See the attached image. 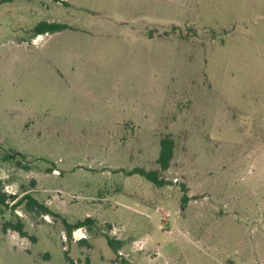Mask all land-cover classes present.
Segmentation results:
<instances>
[{
    "label": "rangeland",
    "instance_id": "374dc122",
    "mask_svg": "<svg viewBox=\"0 0 264 264\" xmlns=\"http://www.w3.org/2000/svg\"><path fill=\"white\" fill-rule=\"evenodd\" d=\"M0 147V264H264V0H0Z\"/></svg>",
    "mask_w": 264,
    "mask_h": 264
},
{
    "label": "trees",
    "instance_id": "16d2710c",
    "mask_svg": "<svg viewBox=\"0 0 264 264\" xmlns=\"http://www.w3.org/2000/svg\"><path fill=\"white\" fill-rule=\"evenodd\" d=\"M65 28H66L65 25H61L57 23H48V22L40 23L35 29L36 37L43 35L45 33H48V32H52V33L57 32ZM174 146H175V142L170 135L165 136L164 138L160 140V151H159V156L157 159V164L159 165L162 171H166L169 168V165L172 161ZM1 153H2V148L0 147V155ZM134 173L141 174L147 180H149L150 182H152L153 184L157 186L166 185V183L162 179H160L157 171H146L144 169H136ZM30 201L32 205L38 206L41 210L48 212V213L50 212L49 209H47L44 205L37 203L35 200L30 199ZM6 202H7V195L3 191L2 182H0V205L8 206ZM78 227L79 226H77L76 228ZM6 228H12L16 232H18L22 237H27V233L24 231V227L21 223H17V224L6 223ZM108 243H109V246L113 250L117 251L116 246L119 243H115L113 239H108ZM66 259L70 264H74L73 261H71L67 255H66Z\"/></svg>",
    "mask_w": 264,
    "mask_h": 264
},
{
    "label": "built area",
    "instance_id": "2783aa9c",
    "mask_svg": "<svg viewBox=\"0 0 264 264\" xmlns=\"http://www.w3.org/2000/svg\"><path fill=\"white\" fill-rule=\"evenodd\" d=\"M82 238H84V237H83V235H82V237H81V236H80V237H78V239H77V240H80V239H82Z\"/></svg>",
    "mask_w": 264,
    "mask_h": 264
},
{
    "label": "bare ground",
    "instance_id": "6f19581e",
    "mask_svg": "<svg viewBox=\"0 0 264 264\" xmlns=\"http://www.w3.org/2000/svg\"><path fill=\"white\" fill-rule=\"evenodd\" d=\"M83 237H84V235H83Z\"/></svg>",
    "mask_w": 264,
    "mask_h": 264
}]
</instances>
